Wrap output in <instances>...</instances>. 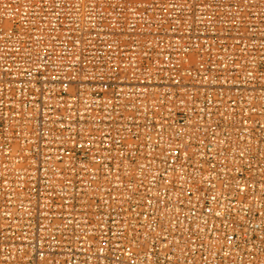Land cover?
<instances>
[{"label":"built area","instance_id":"1","mask_svg":"<svg viewBox=\"0 0 264 264\" xmlns=\"http://www.w3.org/2000/svg\"><path fill=\"white\" fill-rule=\"evenodd\" d=\"M0 264H264V0H0Z\"/></svg>","mask_w":264,"mask_h":264}]
</instances>
